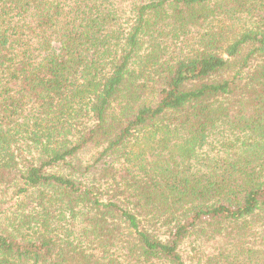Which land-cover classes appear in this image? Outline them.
<instances>
[{
    "label": "trees",
    "instance_id": "trees-1",
    "mask_svg": "<svg viewBox=\"0 0 264 264\" xmlns=\"http://www.w3.org/2000/svg\"><path fill=\"white\" fill-rule=\"evenodd\" d=\"M0 264H264V0H0Z\"/></svg>",
    "mask_w": 264,
    "mask_h": 264
}]
</instances>
